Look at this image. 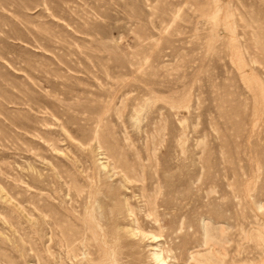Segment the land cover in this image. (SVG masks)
<instances>
[{
  "label": "rangeland",
  "instance_id": "rangeland-1",
  "mask_svg": "<svg viewBox=\"0 0 264 264\" xmlns=\"http://www.w3.org/2000/svg\"><path fill=\"white\" fill-rule=\"evenodd\" d=\"M211 263L264 264V0H0V264Z\"/></svg>",
  "mask_w": 264,
  "mask_h": 264
},
{
  "label": "bare ground",
  "instance_id": "bare-ground-1",
  "mask_svg": "<svg viewBox=\"0 0 264 264\" xmlns=\"http://www.w3.org/2000/svg\"><path fill=\"white\" fill-rule=\"evenodd\" d=\"M112 254H113V253H112ZM154 254H155V253H154ZM109 256H110V255H109ZM212 256H213V255H212ZM212 256H211V257H212ZM110 257H111V256H110ZM211 257H210V258H211ZM159 258H160V257H159ZM153 259H154V257H153ZM161 262H162V261H161ZM211 262H212V261H211ZM164 263H165V262H164ZM201 263H202V262H201ZM211 264H212V263H211Z\"/></svg>",
  "mask_w": 264,
  "mask_h": 264
}]
</instances>
